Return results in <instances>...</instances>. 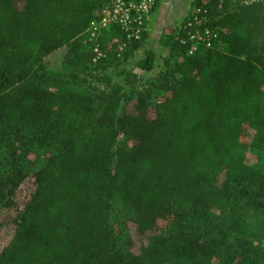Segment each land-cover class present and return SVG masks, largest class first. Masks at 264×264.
Returning a JSON list of instances; mask_svg holds the SVG:
<instances>
[{"label":"trees","instance_id":"trees-1","mask_svg":"<svg viewBox=\"0 0 264 264\" xmlns=\"http://www.w3.org/2000/svg\"><path fill=\"white\" fill-rule=\"evenodd\" d=\"M99 3L0 0V145L27 130V146L53 151L7 182L0 264H264V1L208 0L222 47L187 55L175 28L161 33L168 55L136 86L107 70L146 36L122 60L109 51L88 65L82 34ZM120 39L111 27L98 43ZM156 62L147 50L136 67ZM90 74L88 92L68 88ZM120 135L132 145L117 146ZM252 148L258 166L246 161Z\"/></svg>","mask_w":264,"mask_h":264},{"label":"rangeland","instance_id":"rangeland-1","mask_svg":"<svg viewBox=\"0 0 264 264\" xmlns=\"http://www.w3.org/2000/svg\"><path fill=\"white\" fill-rule=\"evenodd\" d=\"M195 0H160L158 5H156V10L152 16L151 30L148 35L140 42V45L137 49L134 50L132 55L116 66L109 68L107 70L110 73L112 81L120 82L123 85L127 86L132 85H142L143 82L151 79L155 74L160 70L163 59L168 55L167 48L160 41L161 33L171 31L176 28L183 18L186 16L189 11L191 4ZM147 50H152L156 53V65L151 71H143L136 67L138 60L143 57ZM85 76L81 75V78ZM66 80L69 79L67 75H64ZM79 78V80H68V88L72 90H77L79 92L85 93L88 92L91 83L92 75L90 78L86 77V81ZM155 114V107L150 106L147 111L148 117H153ZM29 137V132L25 130L22 133V139H8L6 143L0 145V200H2L5 195L7 188V182L12 176V172L16 167H23L28 171H34L40 169L48 159L53 155L51 149L39 148L34 146H27V143H24L25 140ZM242 140L248 143L252 142L251 134H244ZM132 141L130 139L124 138L123 135H120L117 139V146L121 147H130ZM247 163L251 165L258 166L261 164V155L256 148H252L246 157ZM114 205L119 210V216H122L128 220L132 217V208L131 205L120 199L115 198L113 200ZM187 207V206H185ZM174 222V215L170 213L168 216L160 218L158 221V228L162 229L168 223ZM112 224L114 231L116 232L118 239L120 241L116 244L118 247L125 243L126 233L123 228L119 227V221L117 215L113 216Z\"/></svg>","mask_w":264,"mask_h":264},{"label":"built area","instance_id":"built-area-1","mask_svg":"<svg viewBox=\"0 0 264 264\" xmlns=\"http://www.w3.org/2000/svg\"><path fill=\"white\" fill-rule=\"evenodd\" d=\"M207 1L199 0L197 4L191 5L186 16L172 32L187 55L215 46L222 47L219 30L210 23ZM157 3L158 0H100L93 11L92 20L82 34L84 41L92 48V58L88 65L103 59L109 51L122 60L129 45L150 32ZM111 27L119 29L121 39L116 45L112 40L108 41L102 48L98 43L99 35Z\"/></svg>","mask_w":264,"mask_h":264},{"label":"crops","instance_id":"crops-1","mask_svg":"<svg viewBox=\"0 0 264 264\" xmlns=\"http://www.w3.org/2000/svg\"><path fill=\"white\" fill-rule=\"evenodd\" d=\"M158 1L160 2V0H158ZM159 2H158V3H159ZM157 5H158V4H157Z\"/></svg>","mask_w":264,"mask_h":264},{"label":"flooded vegetation","instance_id":"flooded-vegetation-1","mask_svg":"<svg viewBox=\"0 0 264 264\" xmlns=\"http://www.w3.org/2000/svg\"><path fill=\"white\" fill-rule=\"evenodd\" d=\"M264 1V0H263Z\"/></svg>","mask_w":264,"mask_h":264}]
</instances>
